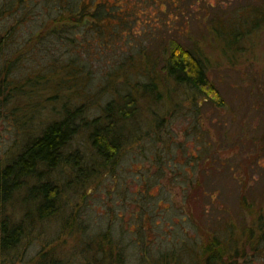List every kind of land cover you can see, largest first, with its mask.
Returning a JSON list of instances; mask_svg holds the SVG:
<instances>
[{
    "label": "rangeland",
    "instance_id": "374dc122",
    "mask_svg": "<svg viewBox=\"0 0 264 264\" xmlns=\"http://www.w3.org/2000/svg\"><path fill=\"white\" fill-rule=\"evenodd\" d=\"M168 1L110 0L119 6L107 9L125 12L130 19L119 31L136 33L127 39L125 34L118 38L105 32L102 39L109 48L100 50L99 40L93 38L92 51L80 50L78 63L86 61L90 75L82 81L92 97L86 104L88 114H99L107 95L123 91L125 82L119 80L103 86L111 75L148 80L136 68L112 69L123 57L122 49L128 52L137 44L150 45L159 58L161 76L167 75L161 67L175 44L196 51L215 89L196 90L167 77L166 82L157 78L159 99L153 98L157 91H139L137 119L124 125L123 135L137 127L142 134L126 138L112 163L98 166L89 180L76 178L69 165L53 170L50 177L62 189L55 212L39 216L32 202H24L22 192L10 201L6 217L10 226L22 222L24 233L11 249L0 252V264H95L102 254L99 249L110 243L120 252L117 264H163L161 255L170 250H177L182 263L189 264L214 236L226 241L224 264H264V216L257 220L260 227H248L257 213L264 214V27L234 47L226 37L217 38L213 28L218 20L226 30L243 27L227 21L240 17L243 8L250 16L247 6L262 0ZM159 23L163 28L152 30ZM166 25L176 30L166 33ZM26 37L23 32L8 45L10 61L25 56L16 60L19 76L45 69L58 57L56 49L50 54L41 50L33 58L25 55L27 47L14 52ZM41 98V111L30 122L33 134L49 116ZM26 137L14 115H0V164ZM68 149L93 165L94 149L82 129ZM108 254L113 259L117 255L113 249Z\"/></svg>",
    "mask_w": 264,
    "mask_h": 264
},
{
    "label": "trees",
    "instance_id": "16d2710c",
    "mask_svg": "<svg viewBox=\"0 0 264 264\" xmlns=\"http://www.w3.org/2000/svg\"><path fill=\"white\" fill-rule=\"evenodd\" d=\"M161 1L169 4L168 0ZM257 4L259 5L247 6L250 8V16L243 8L244 12L241 10L240 17L227 21L229 24L237 23L243 27L235 25L234 29L232 27L226 30L222 28L224 22L218 20V23L213 26L215 33H218L217 38L226 37V42L232 47L241 43L245 38L247 39L246 36L249 37V33L251 34L255 29L264 27V0ZM106 6L116 7L119 6V2L110 3V0H0V73H2L0 75V115H14V120L19 121V125H22L27 135L21 148L10 154L0 164V252L11 249L24 233L22 222L10 226V220L6 217L5 211L13 198H18L22 192L25 197L24 202H32L39 216H49L58 208L62 197L61 187L50 177L53 170L61 165H69V168L76 174V178L89 180L96 173L98 166L103 167L107 163H112L118 155L120 144L126 138L142 134L137 127L134 131L128 132V135H123L124 125L128 121L135 124V119H137V100L141 94L139 91L151 95L157 91L153 98L159 99L157 78L161 82H166L167 77H172L177 83L196 90L215 89L209 83L205 63L195 54L196 51L182 46L180 42L175 44L168 50L161 67L167 75L161 76L157 72L159 58H156L150 45L137 44L134 50V46L128 52L122 49L123 57L115 60L112 69L117 66L115 70L122 72L135 71L133 69L136 68V70H141V74L144 72L143 75L147 76L148 80L132 81L129 76L122 78L120 75H111L110 81L106 80L103 86L116 84L119 80L125 82L122 86L123 91L116 89V95H107L100 107V113L90 116L86 104L92 98L91 93L90 90L84 88L85 85H82V81L90 78V75L85 69L86 61H82L83 65L78 63V60L82 59H80V50L92 51V48H95L91 42L93 38L99 40L100 45L97 46L103 47L99 48L100 50L109 48L106 41L102 39L105 32L111 37L118 36V38L121 34H125L127 39L136 33L131 30L120 32L118 27L128 23L130 19L124 15L125 12L109 10ZM251 6L255 7L251 8ZM162 13L165 15L166 12L162 11ZM162 22L169 21L163 20ZM160 23L155 24L152 30L163 28ZM164 29L166 33H170L176 30V27L168 25ZM91 30L100 35L90 34ZM23 32H26L27 37L20 46H15L14 52L19 50L22 52L27 47L25 55L33 58L41 50L44 54H50V51L56 49L57 61L48 62L45 69H35L34 72L19 76V73L15 71L16 64L20 58L25 56L20 55L14 59L15 61H10L9 49L12 48L8 45L12 40L19 38ZM147 35L153 37L152 31H148ZM170 36L175 37L176 35H168ZM46 41L49 44L45 43ZM59 57L63 60H58ZM49 59L50 57L45 62ZM41 97L46 102L45 109L49 116L39 132L33 134L29 128L30 122L34 114L41 111L42 106L39 105L38 100L42 99ZM17 100L19 103L13 107L9 106ZM4 110L9 113H2ZM81 129L85 131L94 149L93 165L85 163L77 150L68 149L71 140L78 135ZM256 216L252 219V225H247L250 230L260 227L261 223L258 221L263 219L264 214L257 213ZM105 234L104 232L103 236ZM104 247L103 245V248L99 249L98 252L102 254L95 258V264H100V262L117 264L120 260L117 245L110 243V248L105 249ZM210 247L214 250L213 252L209 251ZM225 248L226 241L214 236L207 241L204 248L197 250L198 254L190 258L189 264H224ZM112 249L117 254L114 259L108 254V251ZM170 253L171 250L161 255L165 260L163 264H183L177 255V250Z\"/></svg>",
    "mask_w": 264,
    "mask_h": 264
}]
</instances>
